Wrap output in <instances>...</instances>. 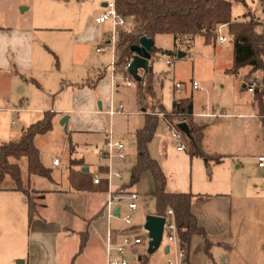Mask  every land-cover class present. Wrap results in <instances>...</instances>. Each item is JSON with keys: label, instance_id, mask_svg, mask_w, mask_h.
<instances>
[{"label": "crops", "instance_id": "1", "mask_svg": "<svg viewBox=\"0 0 264 264\" xmlns=\"http://www.w3.org/2000/svg\"><path fill=\"white\" fill-rule=\"evenodd\" d=\"M109 1L111 0H35L36 7L37 9L40 8V12L35 17L33 16L29 20L30 22H24L13 29L4 30L1 28L0 98H5L8 84L15 83L19 86L21 83L34 82L42 88L40 94L36 96L39 103H45L50 98L52 105L57 104V102L72 101L88 112L98 111L96 110V102L100 91L105 94L112 92L110 71L108 70L110 63L108 67L103 64H95L97 69L91 75L89 73L91 64L88 59L81 58L79 49L83 41H97L110 30L109 21L100 24L94 21ZM255 1L245 0L243 13L250 11L256 17L264 19L263 12L261 14L258 9H252L251 3L253 4ZM30 7L31 3H28L22 10H28ZM88 10L93 12V19L86 14ZM105 23L108 24L106 28L102 25ZM71 29H77V33L55 41L57 35H53L55 34L54 31H69ZM36 30L51 34L42 37V41L49 46L59 42L70 49L69 73L72 75L76 73L77 78L75 80H72L73 77L67 76L66 81L62 76L63 74H55L52 71L49 59L44 53L39 52L34 41L33 32ZM222 32L226 35L227 40H230L226 33V26L222 28ZM224 44L220 45L223 46ZM230 48L231 63L224 66L221 71L217 102H210L208 105L197 109L192 98L193 119L196 122L207 123L201 140L202 149L207 154L220 156V159L218 161L210 160L206 165L201 157L190 156L185 148L180 149L179 143L173 140L171 136H158L157 129L148 144V149L151 157L157 160L166 176V191L192 193L204 197L195 200L191 208L197 216L198 223L206 230L209 239L212 241L210 251L214 264H264V165L258 166L257 160L259 155L264 156V94L261 103H258L254 94L245 89V81L251 76H261V73L259 71L251 72L250 66H243L236 73L227 72V69L232 65V43ZM49 51L53 54L57 64L56 54L52 50ZM55 51L61 56L59 50L55 49ZM96 52L102 53V50H96ZM34 70L40 73L37 78L28 76ZM142 70V68H138L137 73L141 74ZM47 76L51 78V82L48 86L43 85L42 87V81ZM131 81L135 83L133 80ZM175 98L173 97L172 102ZM26 101L27 98H21L20 104L22 105ZM160 106L163 108L162 104ZM98 109L101 111L100 103H98ZM18 110L23 113L30 112L27 106L10 108V111ZM163 110L166 111L165 108ZM46 111H52V107ZM52 112L56 114V111ZM201 112H215L220 115L215 117L194 115ZM127 113L141 116L140 124L135 126L133 132L130 131L135 142V130L142 126L144 110L138 105L134 112ZM118 114H124V110ZM161 118L164 120L165 127L170 131L167 119ZM106 134H103L99 141L100 144L96 145L94 152L97 156V148L103 144ZM115 138L122 140L125 153H127L128 149L123 136ZM70 155V159L76 160L74 164L86 165L84 155L76 154L74 146H71ZM125 161L115 162V166L125 169L130 174L131 167L135 163V144L134 162L127 166ZM93 165L98 170L104 169L105 171V161L99 156L98 163ZM62 168L67 167L65 165ZM87 171H89L88 167ZM129 179L130 177L124 182L115 181V185L117 187L124 185L128 183ZM139 181L140 179L129 190L135 191L134 187ZM93 184L95 186L101 185L102 190L100 192L106 194L104 180L99 183L93 182ZM151 191L143 194L138 192L140 195L138 203H145L150 200L154 202L153 197L146 195ZM22 197L25 201L23 194ZM4 199L8 200V197H4ZM89 200L95 212L89 217L91 220L86 221V226L82 230H75L70 225L58 220H47L39 212L30 223L28 222V252L26 256H21L22 260L18 261V264H77L78 260L85 256L90 231L93 227H98V220L105 222L104 238L101 244L96 247L100 254V264H106L107 239L110 238L111 242L116 243L126 233L142 238L141 243L127 248L124 257L128 264H148L149 257L144 254L145 252L149 253L147 251L149 236L143 232L145 218L135 215L132 224L129 226L118 218H112L108 223L104 213V203L99 205L97 197L94 196ZM148 214H154V212ZM81 218L84 217L81 216ZM112 220L118 224L112 226ZM71 235L78 237V246L77 250L68 256L62 248L63 241L61 240L66 237L69 238ZM82 235H85L86 240L82 250L78 252ZM173 249L172 245L166 243L162 249L163 262L154 261L152 264H167V259L174 253ZM113 254L115 253L113 252ZM19 255L21 254L15 253L13 259ZM129 257L133 261H130ZM5 264H13L12 259L9 263L5 261ZM180 264H212L205 254L204 242L201 237L194 236L192 238L188 261L183 260Z\"/></svg>", "mask_w": 264, "mask_h": 264}, {"label": "rangeland", "instance_id": "2", "mask_svg": "<svg viewBox=\"0 0 264 264\" xmlns=\"http://www.w3.org/2000/svg\"><path fill=\"white\" fill-rule=\"evenodd\" d=\"M28 3H31V7L28 10H22ZM251 5L252 9H258V12L263 14L259 1L256 0ZM244 11V4L233 3V16H240ZM39 12L40 8L37 9L35 0H0V29H13L24 22H30L29 20ZM86 14L90 15L93 19L94 15L92 11L88 10ZM102 25L106 28L108 24ZM130 27L131 22L127 20L124 29L129 30ZM109 28L111 29V25H109ZM33 33L36 46L39 52L44 53L49 59L52 71L55 74H63L62 76L66 81L67 76L73 77L72 80H75L77 78L76 73H73V75L69 73L70 49L59 42H55L50 46L44 43L42 37L51 35L46 34L47 32L45 31L36 30ZM53 33H55L53 35H57L55 41H58L64 37L76 34L77 29L54 31ZM230 44V40H227L223 46L217 40L215 45L206 44L200 36L194 37L191 43L186 44L181 36L157 34L154 37L155 50L151 53V68L154 78L152 83L153 97L149 104H154L155 106L162 104L163 108L169 111L171 110L173 97L177 98L186 95H192L197 109L208 105L210 102H217L220 91L219 81L221 71L224 69V66H228L231 63ZM97 48H100L102 53H97ZM55 49L59 50L61 56H59ZM49 50H52L56 54L58 59L57 64L53 54ZM180 51L185 55L179 57L178 52ZM79 53L81 58L84 57V59L89 60L91 64L89 73L91 75L97 69L95 68V64H103L108 67L109 63L111 64L112 62L110 45L103 42L101 37L97 41H83ZM166 60L170 61V65L166 64ZM108 70L110 71V66ZM39 74V71L34 70L28 76L37 78ZM115 74L117 78L113 98L116 103L118 101L123 103L124 114H116L111 119L106 113L111 98V91L108 94L100 91L101 93L96 102V110H98L96 112H88L81 106H78V104L75 105V102L72 101L66 103L65 101L57 102V104L52 105L50 98H48L45 103H39L36 96L40 94L42 88L34 82L21 83L19 86L15 83L8 84L5 98H0V143L17 138L21 133V128L40 118L43 111L49 110L51 107L52 111H56L52 119V128L45 134L37 135L34 139V143L39 151V160L46 168L50 169V176L45 177L36 174L28 176L26 161L20 162L21 171L25 178H28L31 186L37 190H44L43 207H41L39 212L47 220H58L70 225L75 230H82L86 226V221L95 212L89 199L94 196L97 197L99 205L105 203L106 194L100 192L102 190L101 185L95 186L93 184L94 174L99 173L103 177L104 169L98 170L93 164L98 163V156L94 152L96 145L100 144L99 141L103 134L108 132L110 123L114 136H123L125 141L128 149L126 153V165L129 166L134 162L135 142L130 131L133 132L135 126L140 124L141 116L127 112H134L138 107L135 98L136 84L132 83L128 87L123 80L124 75L116 72ZM193 80L199 83V89L191 87ZM50 82L51 78L47 76L42 81V87L43 85L48 86ZM176 82L181 84L183 88L182 92L177 91L175 87ZM21 98H27L26 103L21 105ZM98 103L101 104V111L98 109ZM21 106H27L30 112L10 111L11 107ZM64 116L68 117L66 125L60 122ZM87 118L90 121L89 123ZM157 135L171 136L161 117L158 121ZM71 146L75 147L76 154L84 155L85 166L70 163ZM53 157L59 158L60 162L65 164L67 168L54 166L52 164ZM84 167H88L89 171L84 172L82 170ZM125 176L127 177V173ZM153 186L152 176L149 171H146L134 189L137 193L143 194L151 191ZM121 188L122 185L119 186L118 191ZM4 197H8V200L4 199ZM154 207L155 205L152 200L145 203L139 202L133 216L139 215L141 218H145L146 214L154 212ZM81 216L86 218V220L81 218ZM98 222V227H93L90 231L85 256L81 257L77 264H100V254L96 247L101 244L104 238L105 222L104 220H98ZM116 224L118 223L112 220V226ZM28 233L27 205L23 200L22 194L15 191L1 190L0 262L2 264H5V261L9 263L11 259L13 264H18V261L22 260L21 256L27 255ZM61 241H63L62 248L66 255L69 256L77 250L78 237L76 235H71L69 238L66 237ZM166 243V240L163 239L160 247L155 252L144 253L149 257L148 264H152L154 261H162V249ZM142 248L144 249V247ZM15 253L21 255L13 259ZM129 259L133 261L131 257Z\"/></svg>", "mask_w": 264, "mask_h": 264}, {"label": "trees", "instance_id": "3", "mask_svg": "<svg viewBox=\"0 0 264 264\" xmlns=\"http://www.w3.org/2000/svg\"><path fill=\"white\" fill-rule=\"evenodd\" d=\"M264 5V0H258ZM233 3L245 4V0H115L117 12L131 22L129 30L120 29L114 51V70L120 75H129L136 84V100L144 110L142 126L135 130V163L130 170L128 183L121 190H129L145 171H149L154 184L153 191L147 193L154 199V214L165 215L168 208L172 209L176 226L179 247L184 252L187 262L194 236L204 242L207 258L213 263L211 246L206 230L198 223L192 211V203L202 196L192 193H172L165 189L166 176L157 160L151 157L148 144L152 140L161 116L165 112L168 122L178 128L179 122H185L190 136L183 132L184 146L190 156L201 157L208 165L210 160L218 161L220 156L204 152L201 145L205 122H196L192 117V96L177 97L172 102L170 111L161 106L149 104L152 97L153 71L151 61L145 70L134 77L126 64L132 58L130 46L138 43L141 36L154 39L157 34H173L183 37L189 44L196 36L203 37L206 44L216 41V26L224 24L226 33L232 43V65L227 72L236 73L243 66H250L251 72L261 73V88L254 92L255 100L261 103L264 94V24L246 11L240 16L232 15ZM153 51L155 47L153 46ZM54 112L44 111L37 121L23 127L19 136L10 141L0 143V190L20 191L27 204V217L30 223L38 214L43 203L44 191L31 186L20 168L25 160L27 175L36 174L50 176V169L39 160V151L34 143L37 135L45 134L52 128ZM179 129V128H178ZM70 163H76L74 158ZM85 235L81 236L80 252L85 244ZM142 259V257H141Z\"/></svg>", "mask_w": 264, "mask_h": 264}, {"label": "built area", "instance_id": "4", "mask_svg": "<svg viewBox=\"0 0 264 264\" xmlns=\"http://www.w3.org/2000/svg\"><path fill=\"white\" fill-rule=\"evenodd\" d=\"M262 12L264 13V5H261ZM258 21L264 24V19H260ZM106 21L110 22L111 29L104 33L101 37L102 41L109 44L112 51V62L110 64V77L112 83V92L111 98L106 110V113L109 115L110 119L118 113L123 112V103L118 101L117 103L114 101V87L116 81V74L114 70V51L115 45L117 41L118 32L120 29H123L127 23V19L120 15L115 7V0H111L106 3L103 11L100 12L95 17L96 23H104ZM224 24H219L216 26V40L219 44H224L227 40L226 35L223 34L222 28ZM264 31V26H263ZM100 51V48L96 49ZM130 61L126 64V68L129 67ZM166 64L170 65V61L166 60ZM123 80L127 86L132 84L131 78L129 75H124ZM175 87L177 91L182 92L183 88L179 82L175 83ZM191 87L193 89L199 88V83L196 80L191 82ZM261 88V76L255 75L249 77L245 81V89L254 94L256 89ZM159 116L165 117V112H159ZM193 115V114H192ZM194 115L197 116H205V117H215L220 115L215 112H201L196 113ZM169 123L171 138L179 143V148L184 149V138L180 129L176 128L173 124ZM97 154L100 158L105 161V171L104 176L101 177L99 173H95L93 177L94 183H99L101 180H104L106 183V200L104 203V213L109 223L112 218L120 219L125 225H131L133 221V215L137 210V203L140 200V195L132 190H120L115 185V181L124 182L125 179L130 177V174L121 168H117L115 166V162H123L126 160V153L124 149V143L121 139L115 138L112 134L111 123L109 126V130L105 136V140L103 144L97 148ZM258 166L264 165V156L259 155L257 157ZM52 164L54 166L65 167V164L60 162V159L57 157H53ZM127 173V177L125 174ZM119 208L118 214H115V208ZM165 220L163 224V233L162 240L165 239L169 245L173 246V255L167 259V264H180L184 260V252L179 247L178 238L176 234V226L173 217L172 209L168 208L166 210V214L162 215ZM144 234H148L147 230L143 228ZM142 238L138 235L124 234L121 239L114 243L111 242L110 238L107 239L106 243V264H128L127 259L124 255L127 252V248L141 243ZM113 252L115 254H113Z\"/></svg>", "mask_w": 264, "mask_h": 264}, {"label": "water", "instance_id": "5", "mask_svg": "<svg viewBox=\"0 0 264 264\" xmlns=\"http://www.w3.org/2000/svg\"><path fill=\"white\" fill-rule=\"evenodd\" d=\"M154 42L153 39L146 36H141L138 40V43L130 46V51L132 52L131 62L129 63V72L138 78L137 69L142 68L145 70L148 67V63L151 59V53L153 51ZM183 52H178V56L182 57ZM68 117L64 116L61 119V123L66 124ZM178 128L186 136H190V131L185 122H179ZM84 171H87V167L84 168ZM119 208L115 209V214H118ZM165 218L162 215L157 214H148L145 217L144 228L148 232L149 241L147 251L152 253L155 251L161 244L162 233H163V224ZM167 251V248H166Z\"/></svg>", "mask_w": 264, "mask_h": 264}]
</instances>
